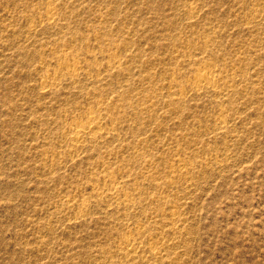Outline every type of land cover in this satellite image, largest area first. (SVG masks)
Listing matches in <instances>:
<instances>
[{
  "label": "rangeland",
  "instance_id": "374dc122",
  "mask_svg": "<svg viewBox=\"0 0 264 264\" xmlns=\"http://www.w3.org/2000/svg\"><path fill=\"white\" fill-rule=\"evenodd\" d=\"M0 264H264V0H0Z\"/></svg>",
  "mask_w": 264,
  "mask_h": 264
},
{
  "label": "bare ground",
  "instance_id": "6f19581e",
  "mask_svg": "<svg viewBox=\"0 0 264 264\" xmlns=\"http://www.w3.org/2000/svg\"><path fill=\"white\" fill-rule=\"evenodd\" d=\"M211 79V77L209 76V74L204 73L201 76V80L203 81H209ZM89 129H91V125L90 123L88 124V126H76L74 127L72 130L73 136L75 137V139H79L80 136L83 135V133L87 132Z\"/></svg>",
  "mask_w": 264,
  "mask_h": 264
}]
</instances>
